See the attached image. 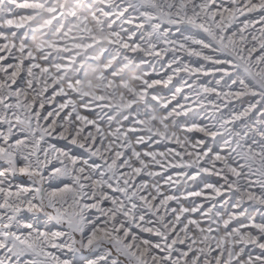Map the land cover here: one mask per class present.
I'll list each match as a JSON object with an SVG mask.
<instances>
[{
	"label": "snow or ice",
	"instance_id": "snow-or-ice-1",
	"mask_svg": "<svg viewBox=\"0 0 264 264\" xmlns=\"http://www.w3.org/2000/svg\"><path fill=\"white\" fill-rule=\"evenodd\" d=\"M88 3L33 47L0 0V264H264V0Z\"/></svg>",
	"mask_w": 264,
	"mask_h": 264
},
{
	"label": "rangeland",
	"instance_id": "rangeland-1",
	"mask_svg": "<svg viewBox=\"0 0 264 264\" xmlns=\"http://www.w3.org/2000/svg\"><path fill=\"white\" fill-rule=\"evenodd\" d=\"M33 10L25 13L27 23L34 29L31 32V45H47L55 43L57 40H67L68 36L79 37L84 28H92V8L93 5L88 0H30ZM75 12L78 19L74 20L70 15ZM63 13V18L59 15ZM65 33L68 35L65 36ZM75 44H87V40H73L63 47H71ZM107 45L97 44L87 50V54L94 59L87 61V75L82 80L83 91L89 94H101L105 86L102 77L108 75L105 71L108 66L109 71H115L117 82H124L133 86L135 81L132 77L138 73V69L129 65L121 66L119 55L105 51ZM55 55V53H53ZM71 75V73H69ZM125 92V89H119ZM166 94V93H165ZM84 114H88L85 112Z\"/></svg>",
	"mask_w": 264,
	"mask_h": 264
}]
</instances>
